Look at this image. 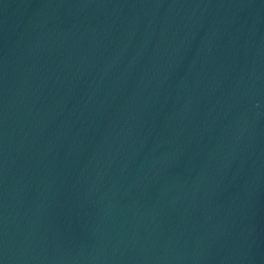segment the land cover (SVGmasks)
<instances>
[{
	"label": "water",
	"instance_id": "1",
	"mask_svg": "<svg viewBox=\"0 0 264 264\" xmlns=\"http://www.w3.org/2000/svg\"><path fill=\"white\" fill-rule=\"evenodd\" d=\"M264 133V0H0V264H196Z\"/></svg>",
	"mask_w": 264,
	"mask_h": 264
}]
</instances>
